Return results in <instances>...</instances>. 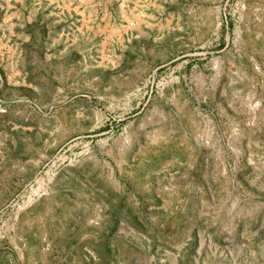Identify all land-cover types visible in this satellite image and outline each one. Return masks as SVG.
Listing matches in <instances>:
<instances>
[{
  "label": "rangeland",
  "instance_id": "obj_1",
  "mask_svg": "<svg viewBox=\"0 0 264 264\" xmlns=\"http://www.w3.org/2000/svg\"><path fill=\"white\" fill-rule=\"evenodd\" d=\"M0 264H264V0H0Z\"/></svg>",
  "mask_w": 264,
  "mask_h": 264
},
{
  "label": "bare ground",
  "instance_id": "obj_2",
  "mask_svg": "<svg viewBox=\"0 0 264 264\" xmlns=\"http://www.w3.org/2000/svg\"><path fill=\"white\" fill-rule=\"evenodd\" d=\"M69 8V7H68Z\"/></svg>",
  "mask_w": 264,
  "mask_h": 264
}]
</instances>
